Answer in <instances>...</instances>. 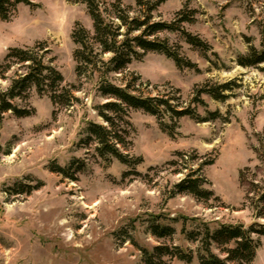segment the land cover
Listing matches in <instances>:
<instances>
[{
  "label": "rangeland",
  "instance_id": "rangeland-1",
  "mask_svg": "<svg viewBox=\"0 0 264 264\" xmlns=\"http://www.w3.org/2000/svg\"><path fill=\"white\" fill-rule=\"evenodd\" d=\"M122 2L135 6L134 0ZM34 3L39 6L21 5L10 21L0 19V61L10 47L45 41L65 82L78 85L71 36L77 22L92 28L86 7L72 0ZM185 8L196 11V21L184 28L211 46L208 56L176 34L165 32L160 37L178 43L199 70L178 69L173 60L151 52L128 71L141 76L144 93L154 96L179 89L184 104L207 82H234L223 102L202 97L208 110L219 111L230 121L185 117L172 138L154 116L131 111L127 152L143 162L135 168L140 175L125 176L134 170L97 157L94 147L84 141L89 122L103 123L94 107L106 100L99 97L94 82H84L76 92L80 102L70 109L54 107L49 97L33 88L27 101L33 115L19 118L9 112L0 118V264H144L143 250L161 244L193 252L191 264H198V243L187 236L196 228L190 219L199 218L213 228L237 223L249 227L255 221L245 202L247 188L241 185L240 172L249 167V181L264 185V63L244 67L238 58L252 47L264 49V0H167L154 18L171 22ZM9 84L0 79V91ZM27 102L17 101L22 106ZM196 109L207 115L205 107ZM178 153L188 154L187 163ZM76 159L84 163L81 170H76L79 164L71 165ZM213 159L202 170L210 183L206 187L215 195L210 201L173 195L187 173L182 171L184 165L197 169ZM57 167H69L77 180L56 172ZM154 217L175 229L172 238L152 234ZM181 217L189 220H175ZM252 264H264V239Z\"/></svg>",
  "mask_w": 264,
  "mask_h": 264
},
{
  "label": "trees",
  "instance_id": "trees-1",
  "mask_svg": "<svg viewBox=\"0 0 264 264\" xmlns=\"http://www.w3.org/2000/svg\"><path fill=\"white\" fill-rule=\"evenodd\" d=\"M72 1L84 5L92 21L91 29L77 22L71 36L75 45L73 57L79 84L65 82L64 76L54 65L56 59L51 56L52 50L47 42L40 41L26 47H10L0 61V79L10 81L8 88L0 91V118L9 112L19 118L33 115L35 110L27 102L33 88L40 96L49 97L54 107L73 108L80 102L76 92L83 89L84 82L92 81L97 94L106 102L94 107L103 123L87 124L85 144L94 147L97 157L108 162L117 160L134 170L126 172L125 176L131 174L130 172L140 175L135 168L143 162L142 157L131 156L127 152L131 145V111H143L154 116L160 129L172 138L177 135L179 121L185 117L197 122L230 121L219 111L208 110L202 97L208 95L213 100L223 102L229 98L228 91L234 82H207L195 90L189 104H184L179 89L154 96L144 93L141 90V76L128 71L134 61H141L151 52L173 60L178 69L199 70L194 62L181 53L178 43L171 44L169 37H160L165 32L176 34L194 50L208 56L211 46L184 28L186 23H195V10L182 9L171 22H166L156 21L154 12L167 0H134L135 6H127L122 0ZM21 5L32 8L39 6L34 0H0V19L10 21ZM238 63L244 67L263 64L264 49L257 50L252 47L249 54L239 56ZM13 69L16 70L9 77L8 74ZM146 85H150V82ZM17 101L27 103L22 106ZM198 105L207 109L206 116L203 117L197 112ZM177 156L185 163L189 160L186 153H178ZM262 160L264 161V157ZM214 162V159L203 162L197 169L184 165L182 171L187 173L175 185L173 195L190 194L200 201H210L215 195L206 187L210 183L202 175V170ZM73 163L79 164L76 170H81L84 166L83 161L77 159L71 165ZM57 168L56 172L77 180L75 172H69V167ZM249 170L247 167L240 172V182L247 188L245 202L253 209L255 221L249 227L237 223L220 224L213 228L210 223L199 218L190 219L195 221L196 228L187 233V236L198 243V264H252L255 260L264 239V221H261L264 220V185H260L256 179L249 181L246 177ZM34 189L36 187L30 188L28 193ZM158 220L159 217H154L151 221L152 234L158 239L172 238L175 229L170 225H162ZM175 220L186 222L189 219L181 217ZM182 232L185 233L184 230ZM166 258L191 264L194 254L179 246L170 247L166 244L143 250L144 264H169Z\"/></svg>",
  "mask_w": 264,
  "mask_h": 264
}]
</instances>
